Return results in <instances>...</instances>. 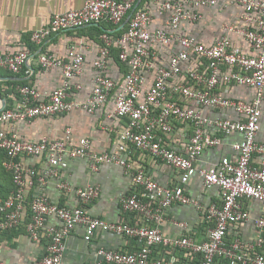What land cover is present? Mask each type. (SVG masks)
<instances>
[{
  "label": "built area",
  "instance_id": "obj_1",
  "mask_svg": "<svg viewBox=\"0 0 264 264\" xmlns=\"http://www.w3.org/2000/svg\"><path fill=\"white\" fill-rule=\"evenodd\" d=\"M156 1L160 13L170 12L169 30L150 31V11L138 8L137 0H86L78 9L54 14L48 26L31 34V41L41 46L60 32L87 25L108 21L126 26L115 37L103 34L100 56L94 63L97 74L93 90L86 100L71 96L72 90L80 87L72 78L81 73L85 60L83 47L71 42L67 59L48 52L36 53L41 70L62 69L60 87L43 95L32 84L20 83L14 94L15 104L0 110V150L6 155L3 166L13 185L10 193L0 192V234L24 227L31 239H44L45 253L33 264H62L68 238L79 225L84 226L87 241L103 231L136 243L132 250L99 247L95 264H264V214L255 216L251 207L253 201L264 205V140H258L264 99V0H238L244 6L247 26L228 29L242 34L255 50L254 55L244 53L228 35L206 45L179 33L182 21L199 20L201 8L215 5L218 0ZM173 41L179 42L182 49L171 56L168 66L158 65V52L148 45ZM114 42L127 72L115 96L113 112L125 118L126 124L109 151L95 150L88 137L75 143L71 128L62 138L32 141L3 127L74 109L94 113L104 106L117 86L105 73ZM32 56L30 49L0 52V67L20 73ZM153 70V83L141 96L146 73ZM223 84L253 87L256 94L251 101L230 98L219 93ZM205 108L232 109L239 116L212 117ZM179 125H185L186 130L177 134ZM234 133L241 135L232 143L236 158L225 155L210 167L199 166L206 149L221 151L224 138ZM184 137L185 151L176 150L172 143ZM133 151L148 153L179 170L178 183L165 186L142 168L134 167ZM68 157L87 159L94 171L104 163L124 168L132 191L121 198L125 216L120 221H108L86 211V206L99 196L100 187H73L67 179H60ZM28 159H37V163L45 160L47 167L40 171L39 165ZM197 173L207 188L218 187L220 202L203 207L186 192L187 183ZM51 177L59 178L58 188L63 193L73 192L79 205L52 202L44 192ZM32 189L35 192L30 198ZM175 204L195 205L204 211L206 239L197 241L191 235L164 233L160 225L167 209ZM128 216L137 222L131 223ZM50 218H56L58 224H48ZM250 221L256 228L253 240L230 235L231 229Z\"/></svg>",
  "mask_w": 264,
  "mask_h": 264
},
{
  "label": "crops",
  "instance_id": "obj_2",
  "mask_svg": "<svg viewBox=\"0 0 264 264\" xmlns=\"http://www.w3.org/2000/svg\"><path fill=\"white\" fill-rule=\"evenodd\" d=\"M164 1V0H161ZM86 0H0V52L15 53L23 49H30L33 56L27 62L20 73L0 67V110L15 104V90L22 81H27L36 87L43 95H50L63 82V72L59 67L43 71L36 59V53L48 52L57 58H68V47L71 42L80 44L84 49L85 60L81 73L72 78L74 84L80 87L73 89L71 96L78 100H86L92 93L94 78L97 74L95 61L100 56V47L103 45L102 36L108 32L112 37L121 33L123 24H113L105 21L100 24L87 25L76 30H67L54 35L43 45H36L31 41L33 31L46 27L50 24L54 14L71 9H78ZM137 7H144L150 11V31L156 29L169 30L170 12L160 13L156 0H137ZM244 6L238 0H218L215 5L201 8L202 17L197 21H182L179 25L181 35L193 36L197 41L206 45L213 44L223 35H228L233 44L238 46L244 53L254 55L255 50L250 47L247 40L236 30H228L230 26L237 29L247 26L243 19ZM148 47L158 52L157 64L168 66L173 54L178 53L182 46L173 41L167 45L161 43L150 44ZM127 66L119 59V47L116 42L111 46V54L105 70L108 77L116 83V89L111 93L109 101L94 113L83 109H74L67 113L42 116L30 121H15L3 124L7 130L15 131L21 137L32 141H38L43 137L49 139L62 138L67 128L72 129L75 143L83 137L92 141L93 148L99 152L109 151L119 131L126 124V119L114 114V99L125 80ZM147 80L142 89L143 96L153 83L155 71L146 73ZM219 93L236 99L251 101L256 91L253 87L242 85H221ZM262 119L258 140H264V99L261 103ZM199 108V107H197ZM204 111L212 117L239 116L232 109L205 108ZM186 126H178L177 134L184 132ZM182 135V134H181ZM241 135L234 133L223 140L222 150L208 148L200 162L201 167H210L217 163L225 155L236 158L232 149V143L240 140ZM178 140V139H177ZM186 138L172 143L178 151H185ZM5 153L0 151V165L3 167ZM134 167L142 168L148 174L165 186H173L180 179V171L170 164L156 160L148 153L133 151ZM30 163L36 162L28 159ZM68 166L63 169L60 179H67L73 187H84L88 184L100 187L97 199L86 206V211L94 216L102 217L108 221H120L123 214L121 198L132 191L130 178L120 165L102 164L98 170H92L87 159L81 157L69 158ZM39 170L47 167V162L37 163ZM11 178V177H10ZM0 177V191L5 194L13 190L11 179ZM51 177L46 186L45 194L55 203L70 206L79 205V201L73 192L63 193L57 184L60 180ZM35 190L29 191V197H33ZM186 192L196 199L203 207L220 202L221 192L218 187L211 189L204 185L203 177L197 173L193 175L186 185ZM255 216L264 214V205L258 201L251 202ZM131 223H136L133 216L127 217ZM48 224H58L56 218H50ZM165 234L191 235L197 241L207 238L208 227L204 211L195 205L175 204L166 211V219L160 225ZM85 228L77 226L67 241L66 254L62 264H95L98 260L97 250L99 247L112 249L132 250L136 247L133 239L120 237L111 232H99L92 241L84 237ZM232 236H241L244 241H251L256 237V228L252 221L234 227L230 231ZM46 241H35L26 233L24 227L18 231L0 234V261L4 264H33L36 259L45 253Z\"/></svg>",
  "mask_w": 264,
  "mask_h": 264
},
{
  "label": "rangeland",
  "instance_id": "obj_3",
  "mask_svg": "<svg viewBox=\"0 0 264 264\" xmlns=\"http://www.w3.org/2000/svg\"><path fill=\"white\" fill-rule=\"evenodd\" d=\"M0 177L2 178V179H6V178H10L11 176H10V173L4 168V166L3 167H1V165H0ZM11 179V178H10ZM1 192V191H0ZM1 193H4V192H1Z\"/></svg>",
  "mask_w": 264,
  "mask_h": 264
},
{
  "label": "trees",
  "instance_id": "obj_4",
  "mask_svg": "<svg viewBox=\"0 0 264 264\" xmlns=\"http://www.w3.org/2000/svg\"><path fill=\"white\" fill-rule=\"evenodd\" d=\"M125 28H126V26L123 27L122 29H120V31L122 32ZM20 83L25 84V83H28V82H27V81H22V82H20ZM0 151H1V150H0ZM220 264H226V262L224 263V261H221Z\"/></svg>",
  "mask_w": 264,
  "mask_h": 264
},
{
  "label": "water",
  "instance_id": "obj_5",
  "mask_svg": "<svg viewBox=\"0 0 264 264\" xmlns=\"http://www.w3.org/2000/svg\"><path fill=\"white\" fill-rule=\"evenodd\" d=\"M125 25V24H124Z\"/></svg>",
  "mask_w": 264,
  "mask_h": 264
}]
</instances>
